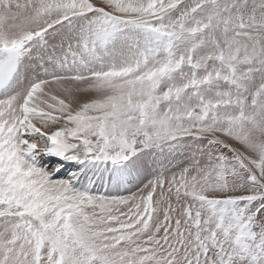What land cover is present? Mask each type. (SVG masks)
I'll use <instances>...</instances> for the list:
<instances>
[{
  "label": "snow or ice",
  "instance_id": "obj_1",
  "mask_svg": "<svg viewBox=\"0 0 264 264\" xmlns=\"http://www.w3.org/2000/svg\"><path fill=\"white\" fill-rule=\"evenodd\" d=\"M0 264H264V0H0Z\"/></svg>",
  "mask_w": 264,
  "mask_h": 264
}]
</instances>
